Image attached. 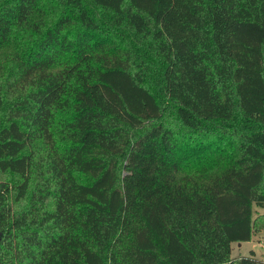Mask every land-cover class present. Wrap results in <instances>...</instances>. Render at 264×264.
<instances>
[{
    "label": "trees",
    "instance_id": "16d2710c",
    "mask_svg": "<svg viewBox=\"0 0 264 264\" xmlns=\"http://www.w3.org/2000/svg\"><path fill=\"white\" fill-rule=\"evenodd\" d=\"M264 0H0V264H253Z\"/></svg>",
    "mask_w": 264,
    "mask_h": 264
},
{
    "label": "rangeland",
    "instance_id": "374dc122",
    "mask_svg": "<svg viewBox=\"0 0 264 264\" xmlns=\"http://www.w3.org/2000/svg\"><path fill=\"white\" fill-rule=\"evenodd\" d=\"M264 214V208L255 204L251 205V218ZM238 242L230 244V258H250L253 264H264V229L253 233L248 241H243L240 246Z\"/></svg>",
    "mask_w": 264,
    "mask_h": 264
},
{
    "label": "crops",
    "instance_id": "0c3cea01",
    "mask_svg": "<svg viewBox=\"0 0 264 264\" xmlns=\"http://www.w3.org/2000/svg\"><path fill=\"white\" fill-rule=\"evenodd\" d=\"M242 242H238L237 246H240Z\"/></svg>",
    "mask_w": 264,
    "mask_h": 264
}]
</instances>
